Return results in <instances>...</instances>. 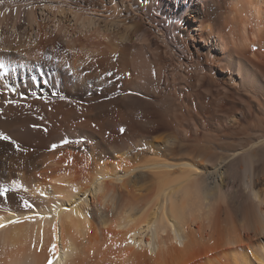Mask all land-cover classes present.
Returning a JSON list of instances; mask_svg holds the SVG:
<instances>
[{"label":"bare ground","instance_id":"1","mask_svg":"<svg viewBox=\"0 0 264 264\" xmlns=\"http://www.w3.org/2000/svg\"><path fill=\"white\" fill-rule=\"evenodd\" d=\"M2 1L0 29L2 34L9 29L10 36L0 38V133L11 139L0 140V189L10 187L0 196V223L5 224L0 228V264H264V130L253 137L250 133L245 145L226 155L214 153L218 157L194 136L191 145L188 139L184 144L165 140L164 133L157 136L173 127L178 98L175 103L171 95L159 99L161 65L154 78V66H149L153 58L142 55L159 42L153 38L157 28L155 33L146 29L144 20L161 22L166 25L159 30L162 40L167 32L173 37L174 47L168 51L180 53L179 67L194 68L190 75L198 85L207 78L200 68L203 59L211 81L223 73L238 93L263 109L264 0ZM38 10L53 19L57 13L67 21L72 16L70 27L91 45H77L81 35L74 40L62 35L67 24L52 21L55 27L48 29ZM123 12L131 17L121 18ZM114 23L122 24L118 30L127 40L116 42L119 50L107 42L106 30ZM209 40L212 44L207 45ZM203 48L207 52L199 51ZM60 50L66 55L57 63ZM116 59L121 70L114 68ZM126 70L132 76H124L126 88L121 90L118 75ZM97 84L106 85L102 96L95 92ZM92 88L94 94L86 96ZM129 89L153 92L157 98L151 106V101L126 96ZM112 91L120 95L108 98ZM147 105L162 115H156V126L138 145L134 138L142 131L141 116L150 111ZM191 110L188 117L198 121L188 126L204 127L202 113ZM236 112L219 113L225 126L239 125ZM122 126L127 128L124 135L119 133ZM245 199L249 202L243 206ZM15 219L22 222L8 223Z\"/></svg>","mask_w":264,"mask_h":264},{"label":"rangeland","instance_id":"2","mask_svg":"<svg viewBox=\"0 0 264 264\" xmlns=\"http://www.w3.org/2000/svg\"><path fill=\"white\" fill-rule=\"evenodd\" d=\"M1 2H3L2 0H0V3ZM171 2V1H170ZM3 4V3H2ZM9 4V3H8ZM48 10V9H47ZM40 13V14H39ZM59 13H57L56 14V18L55 19H53V18H51V15H48V17L46 16V14H45V12L43 13L41 10H38V16H39V20L41 21V23L42 24H44L47 28L49 27V28H51V29H53L54 27H55V24H60L61 25V27H62V25L65 27L66 26V24L67 25H69V29L68 28H63V31H62V35H67V36H69V37H71L73 40L74 39H76V37L77 36H80L81 35V33L80 32H78V31H76V32H74L73 31V29L71 28L72 26H73V22H69V20H72V16L71 17H69V20L67 21V17L66 16H64V15H61V14H59ZM58 15V16H57ZM60 16V17H59ZM121 16V18H126V17H131V16H129L127 13H125V12H123V14H121L120 15ZM44 17V18H43ZM55 22V24L53 23V22ZM144 21H146V22H144V25L143 26H145V28L146 29H151V31H153V29H154V31H153V33H155L156 32V28H157V32L155 33V35H154V37L153 38H155V41H159V42H155V46L153 45L152 46V48H150L149 46L147 47V51L145 50V51H143V53H142V55H144V56H147V57H145V58H149V59H152L153 58V60H151V62L149 61V66L152 68L153 66V68H152V71H153V74H155L154 75V78H156L157 76V68L160 66L161 67V69L163 70L164 69V67L166 68V69H164L163 71L161 70V74L163 73L164 74V78H163V75H161V77H160V80H159V84H160V82H161V84L159 85V86H157L158 87V91L160 90V95H158V97H159V99L161 100V98L163 97V98H165V96H166V98L168 97V99H170L171 98V100H173V102L175 103V101L174 100H176L177 98H178V100L176 101V103H175V105L177 106H175L174 105V103H173V105L172 106H175V107H173V112L175 113V110H176V112L178 111L179 113H180V111L182 112V113H176L177 114V116L179 115V117L180 118H176L177 116H176V114H174L173 113V115H175L174 117H175V120H174V124H173V127L171 126V127H168L167 129H164L162 132H160V133H158L157 134V136H159L160 134H162L161 136L163 137L165 134V136L164 137H166L165 138V140H171L172 141V139H174V140H176V141H178V142H180L181 143V141H185V140H187V141H183L182 143H186L187 142V145H191V144H193V142L195 141V140H193L192 138H193V136L194 137H196V139H197V141H198V143H200L201 142V144H203V145H201V144H199L201 147H205V149H206V151H208V153H210V155L211 154H220L221 153V156L222 155H226L227 153H228V151H230V150H235L234 148H240V146L242 147V145H240L242 142V144L243 145H245L244 143L245 142H248L250 139L248 138V136L251 138V135H252V137L253 136H255L256 134L255 133H253V132H258V133H260V132H262L263 130H264V126L263 127H261L262 126V124L264 123V122H262V120H260V116H262V115H264V108L263 109H261L260 107H259V105L257 104V103H254V102H252V101H249V100H247L246 99V97H245V95L243 94V93H241V92H237L236 91V89L235 88H233L232 86H231V84H229V82L227 81V80H225L224 79V76L219 72L217 75H216V80H212L211 81V79H209L210 78V75H209V72H211L210 71V67L207 65V63L205 64V62H204V60L203 59H201L200 61H202L201 62V69L205 72V74H206V77L207 78H205V79H203V80H200V85H198L197 84V81H199V80H196V78L194 77V76H191V75H194L193 74V72H194V68H190L191 70H192V72L189 70H184L181 66V68L178 66V65H180L179 64V60H178V58L177 57H179V54L180 53H176V56H174L172 53H171V51H168V49L169 48H167V47H174V45H172L171 44V42H173L172 40H173V37H172V35L169 33V32H165L166 34V41H163L162 40V36L163 35H161L160 33H159V30H160V28H166V25L165 24H161V22H151L150 20H148V19H146V20H144ZM150 21V22H149ZM150 23V24H149ZM159 23V24H158ZM153 26H152V25ZM156 24H157V26H156ZM49 25V26H48ZM147 25V26H146ZM155 25V26H154ZM160 25H164V26H160ZM71 26V27H70ZM117 26V24H111L110 25V27H109V30H106V33H107V35H109L110 36V40H108L107 39V42L108 43H114V45L115 46H117V49L119 50V46L120 45H123V44H127V40H126V37L124 36V34L122 33V32H119V28H122L123 26H122V24L120 25V26H118V27H116ZM148 27V28H147ZM155 27V28H154ZM48 28V29H49ZM117 30H116V29ZM72 29V30H71ZM2 29H0V38H1V36L3 35V37H5V35L8 37V36H10L9 35V32H10V30L8 29V31L6 32L5 31V33L4 34H2V31H1ZM54 30H56L57 31V29L55 28ZM195 32H198V30L197 31H195ZM80 33V34H79ZM121 33V34H120ZM159 33V34H158ZM119 34V35H118ZM122 35V36H121ZM160 36V37H157V36ZM170 35V36H169ZM82 36V40H80V42H78V41H76L77 42V45H79V44H81V43H86L87 41H86V39L83 37V34L81 35ZM117 36V37H116ZM124 36V37H123ZM167 36H169V38L167 37ZM24 37V39H25V36H23ZM170 37H171V39H170ZM121 38V39H120ZM123 38V39H122ZM125 38V39H124ZM157 38V39H156ZM160 38V39H159ZM120 39V40H119ZM160 40L161 41H163V42H165V46H164V43L163 42H160ZM171 40V41H170ZM64 45H67V43H68V41L66 40V39H63L62 37H61V40H60ZM66 41V42H65ZM170 41V42H169ZM92 42V41H91ZM120 43V45H117V43ZM166 42H169L170 43V46H167V44H166ZM205 44V41H202V44ZM200 44H201V42H200ZM208 44H212V41L211 40H209L208 42H207V45ZM85 47H88V46H90L91 44H88V42L86 43V44H83ZM87 45V46H86ZM157 46H158V48H160V46H161V48H162V51L163 50H167L166 52L167 53H169L170 55V58H169V56L167 55V54H165V51H163V53H161L162 51H157ZM156 47V48H155ZM165 47V48H164ZM116 49V48H115ZM116 49V50H117ZM154 49V50H153ZM207 48H203L202 50H199V51H201V52H203V53H205V52H207V50H206ZM253 49H256V47H254ZM170 50V49H169ZM59 52H61L60 54L61 55H59V59H58V62L57 63H59V62H61L60 60L62 59V58H64L65 57V55H66V53H65V51L64 50H60ZM63 52V53H62ZM154 53V54H153ZM194 53V52H193ZM62 54H64L63 56L64 57H62ZM149 54V55H148ZM151 54V55H150ZM158 54H160L159 55V57H157L158 56ZM172 54V55H171ZM148 56H150V57H148ZM173 56V57H172ZM67 57V56H66ZM175 57V58H174ZM196 56L194 55L193 56V58L194 59H196L195 58ZM158 58V59H157ZM176 58H177V60H176ZM67 59V58H66ZM148 59V60H149ZM114 61H116V63L119 61V59H116V60H114ZM178 63V64H176V62ZM163 62V63H162ZM116 63H113L114 65L116 64ZM153 63V64H152ZM170 65H169V64ZM155 64H156V66H155ZM162 64H164V67L162 66ZM168 64V65H167ZM117 65H118V63L115 65V69H117L118 70V68L121 70V68H123V65H121L120 66V64L118 65L119 67H117ZM158 65V66H157ZM173 65V66H172ZM59 65H57V66H55V67H58ZM172 66V67H171ZM38 67V66H37ZM117 67V68H116ZM163 67V68H162ZM174 67H176V70H175V68ZM173 68V69H172ZM180 68V69H179ZM113 69V68H112ZM154 69V70H153ZM114 70V69H113ZM174 70H175V73H174ZM184 70V71H183ZM25 71H26V69H25ZM127 71V72H126ZM125 72H123V74H122V72H121V76L120 75H118L119 76V78L121 77V80H120V83H121V85H123L124 84V86H121L120 84V88H119V86H118V88L119 89H123V88H126L125 87V83H123V80H126L127 78H131L130 76H132V74H131V72L132 71H129V70H126ZM169 71H171V73L169 72ZM177 71H180V73L178 72V75H177ZM188 71V72H187ZM90 72H92V70L91 71H87V72H85L86 73V75H88ZM129 72V74H131L129 77H128V73ZM185 73V75L184 74H182V73ZM187 72V73H186ZM190 72V73H189ZM208 72V73H207ZM166 74V75H165ZM173 74V75H172ZM174 74H175V76H174ZM191 74V75H190ZM208 74V75H207ZM84 75V74H83ZM85 75V76H86ZM126 75V77H125V79H124V76ZM171 75H172V78H171ZM183 75V76H182ZM188 75V76H187ZM189 75L193 78H191V77H189ZM118 76H117V82L119 81L118 80ZM170 76V77H169ZM179 76V77H178ZM187 76V77H186ZM123 77V78H122ZM168 79H167V78ZM174 77H175V81H174ZM183 77L184 78H186V79H183ZM180 78V79H179ZM123 79V80H122ZM177 79H179V80H177ZM209 79V80H208ZM186 80V81H185ZM180 81V82H179ZM183 81H185V82H183ZM168 82V83H167ZM226 82V83H225ZM174 83H176V84H174ZM183 83V84H182ZM189 83V84H188ZM215 83V84H214ZM218 83V84H217ZM168 84V85H167ZM170 84V85H169ZM172 84H173V86H172ZM226 84V85H225ZM97 85H99V84H97ZM103 85H105V84H102V85H99V86H96V87H98V88H96V90L97 89H99V87L100 86H102V87H100V89L99 90H95V92L98 94L99 92L98 91H103V90H105L106 89V85L105 86H103ZM177 85H179V87L177 86ZM192 85V86H191ZM197 85V86H196ZM202 85H203V87H202ZM222 85H223V87L224 86H226V87H222ZM168 86V87H167ZM173 87V88H170V87ZM181 86V87H180ZM186 88H185V87ZM206 86V87H205ZM230 86V87H229ZM122 87V88H121ZM198 87V88H197ZM210 87V88H209ZM161 88V89H160ZM182 88V89H181ZM190 88V89H189ZM200 88H201V90H200ZM220 88H221V90H224L223 92L220 90ZM43 89H46V88H42L41 89V91L42 92H46V90H43ZM168 89V90H167ZM228 89H230L229 91H227ZM157 90V89H156ZM165 90H166V92H165ZM170 90V91H169ZM226 90V91H225ZM57 90H54V92L55 93H57L56 92ZM134 91V92H133ZM165 93H164V92ZM172 91V94H170V92ZM178 91V92H177ZM190 93H189V92ZM209 91V92H208ZM220 91V92H219ZM14 92V91H13ZM85 92V91H84ZM99 93L98 94V96H102L103 95V93L104 92H102V93ZM113 92H114V94H113ZM125 92V94H127V93H129V94H127L126 96H137L138 98H141V99H143L144 100V102H147L148 104H149V102L151 101V106L153 105V101L157 98V96L156 95H154V93L152 92V93H150V94H148L149 92H146V91H144V90H141V91H136V90H131V89H129V90H127V91H124ZM124 92H123V94H124ZM145 92V93H144ZM168 92V93H167ZM177 92V93H176ZM184 92V93H183ZM200 92L202 93V94H200ZM208 92V93H207ZM225 92L226 93H228V96H227V94L225 95ZM234 92V93H233ZM112 94L110 95V96H108V98H110V97H113V96H119L120 95V93H118V92H116V93H118V94H116L115 93V91H112L111 92ZM158 93V92H157ZM158 93V94H159ZM174 93H175V95H174ZM192 93V94H191ZM206 93V94H205ZM233 93V94H232ZM85 94H86V96H87V94H88V96L89 97H91V95H93L94 94V89L92 88L90 91H88V92H85ZM124 94V95H125ZM164 94V95H163ZM211 94H212V96H211ZM220 94V95H219ZM170 96V98H169V96ZM172 95H174L173 96V98H172ZM196 95V96H195ZM199 95H201V96H199ZM205 95V96H204ZM239 95V96H238ZM184 96V97H183ZM199 96V97H198ZM192 97V98H191ZM194 97V98H193ZM209 97V98H208ZM237 97H239L238 99H237ZM104 98H106V99H108L107 97H104ZM104 98H102V99H104ZM229 98V99H228ZM243 98H245V100L243 99ZM105 99V100H106ZM194 101H193V100ZM199 99V100H198ZM218 99V100H217ZM242 99V100H241ZM153 100V101H152ZM209 100V101H208ZM221 100H223L222 102H221ZM230 100H233V101H231L230 102ZM235 100V101H234ZM239 100V101H238ZM178 101H180V102H178ZM236 101H237V103H236ZM244 101V102H243ZM249 102V103H246V102ZM183 102V103H182ZM200 102H202V103H200ZM217 102H220V103H217ZM232 102H235V103H232ZM181 103V104H180ZM184 103H186L185 105H184ZM202 104V105H201ZM206 104V105H205ZM222 104V105H221ZM178 105H179V107H178ZM182 105V106H181ZM196 105V106H195ZM225 105V106H224ZM232 105V106H231ZM247 106L246 108H245V106ZM150 107V105H147V107ZM171 106V107H172ZM191 106V107H190ZM214 106V107H213ZM220 106H222L221 108L222 109H219L220 108ZM235 106H237V109H236V107ZM242 106H243V108H242ZM258 108H257V107ZM147 107H146V112H148V110H152L150 113L148 112V114L144 111V113L143 114H145V115H142L141 116V118H140V124H145V125H140V131L142 132H139V134H138V136L140 137H136V139L134 138V137H129V139H131V141L133 140V138H134V143H139L138 145H141L142 143H140V142H145L144 141V138L145 139H147L148 137H149V135L151 134L150 132L152 131L151 129L152 128H154L155 126H156V124H157V122H158V118L160 119V116L162 115L160 112H158V111H155V113H153L154 112V110H156V108H153V107H150V108H152V109H150L149 107H148V109H147ZM183 107H184V109H183ZM225 107V108H224ZM227 107V108H226ZM229 107H231V108H229ZM235 107V108H234ZM251 107V108H250ZM191 108L195 111V109H196V112L197 111H200L201 113H202V116L203 117H200L201 119H203L202 121H204L205 122V126L204 127H202V128H200V129H196L195 127L194 128H192L191 126H188L190 123H189V121L192 123L191 125L193 126L194 124H195V122L197 123V119L195 118V117H190V112L189 111H192L191 110ZM202 108V109H201ZM215 108V109H214ZM216 108H218V109H216ZM240 108V109H239ZM248 108H250V114H247L246 115V117L243 115L244 114V112L248 109ZM154 109V110H153ZM181 109V110H180ZM212 109H214V110H212ZM227 109H229V110H234V111H237L235 114H236V116H237V118L239 119V125L237 124L236 125V127H235V125L234 124H229V125H227L226 124V126H225V122L224 121H222L221 120V117L219 116V113L220 114H222L223 112H225V110H227ZM236 109V110H235ZM259 109H260V111H259ZM185 110H186V112H185ZM217 110L219 111L218 113H217ZM241 112H240V111ZM243 110V111H242ZM252 111V112H251ZM258 111V112H257ZM208 112V113H207ZM255 112L259 115V116H257L256 114H255ZM157 113V114H156ZM159 113H160V115H159ZM214 113V114H213ZM217 115H216V114ZM237 113H240V114H237ZM154 114V115H153ZM182 114V115H181ZM184 114L185 115H187V121H185L186 120V117L184 116ZM188 114H190L189 115V117H188ZM255 116H253V115ZM148 115V116H147ZM151 115V116H150ZM153 115V116H152ZM156 115H157V117H156ZM159 115V116H158ZM206 117H205V116ZM209 115V116H208ZM213 115V116H212ZM251 115L253 116V117H251ZM183 116L185 117L184 118V120H182L183 119ZM219 116V117H218ZM151 117V118H150ZM212 117V118H211ZM216 117V118H215ZM258 117V118H257ZM260 117V118H259ZM150 120H149V119ZM189 118V119H188ZM192 118V119H191ZM214 118V119H213ZM245 118H247V119H245ZM251 118V119H250ZM262 118H264V116L262 117ZM261 118V119H262ZM157 119V121L155 122V120ZM176 119H178L181 123H177V120ZM181 119V120H180ZM196 119V120H195ZM213 119V120H212ZM216 119H219V121H220V123H218V121H216ZM255 119H257V122L255 121ZM143 120V122L141 123V121ZM153 120V121H152ZM193 120H195V121H193ZM241 120V121H240ZM146 121V122H145ZM151 121H152V123H151ZM178 121V122H179ZM242 121H244V123H243V126L246 124V126H244V128L242 129L241 127H242ZM248 121V122H247ZM253 121V122H252ZM256 123H255V122ZM263 121H264V119H263ZM176 122V123H175ZM183 122H184V124L185 125H183ZM189 124H188V123ZM194 122V123H193ZM203 122V123H204ZM214 122V123H213ZM222 122H224V123H222ZM247 122V123H246ZM249 122H251V123H249ZM259 122H261V125H260V123ZM149 123L151 124V125H149ZM241 123V124H240ZM258 123H259V125H258ZM178 124H180V125H178ZM219 124V125H218ZM222 126H221V125ZM256 124H257V129H253L254 127L256 128ZM147 125V126H146ZM250 125V126H249ZM252 125H253V127H252ZM264 125V124H263ZM144 126H146V127H144ZM180 126V127H179ZM181 126H184V127H181ZM195 126V125H194ZM215 126V127H214ZM220 126V127H219ZM229 126H230V128H229ZM241 126V127H240ZM259 126V127H258ZM208 127V128H207ZM223 129H222V128ZM235 127V128H234ZM240 127V128H239ZM249 127V128H248ZM261 127V128H260ZM123 128V131H119V133H120V135H124L125 133H126V130H127V128L125 127V126H122L121 128H120V130ZM146 128V129H145ZM172 128V129H171ZM184 128V129H183ZM186 128V129H185ZM189 128V129H188ZM217 128V129H216ZM233 128V129H232ZM170 129V130H169ZM195 129V130H194ZM229 129V130H228ZM239 129V130H238ZM240 129H241V131H240ZM245 129H247L248 131H246ZM260 129H263V130H260ZM199 131L198 133L197 132H195V131ZM243 130V131H242ZM258 130V131H257ZM144 131V132H143ZM184 131H187V134H186V132H184ZM206 131H209V132H206ZM234 133H233V132ZM244 131H245V133H244ZM150 134H149V133ZM122 133V134H121ZM163 133H164V135H163ZM169 133V134H168ZM196 133L198 134L197 136H196ZM241 133V134H240ZM244 133V134H243ZM250 133H252V134H250ZM257 133V134H258ZM147 134H149L148 135V137H147ZM212 134V135H211ZM225 134H226V136H225ZM247 134H249V135H247V137H246V135ZM107 135H109V131H107ZM142 135V136H141ZM144 135V136H143ZM186 135H188L189 137L188 138H186L187 136ZM235 135H238L239 137H237V136H235ZM169 136V137H168ZM186 136V137H185ZM184 137V138H183ZM241 137V138H240ZM189 138H191L192 139V141L191 140H189ZM199 138V139H198ZM228 138V139H227ZM138 139H139V141H138ZM140 139H142V141L140 140ZM195 139V138H194ZM217 139V140H216ZM238 139V140H237ZM135 140H136V142H135ZM200 140H202V141H200ZM215 140V141H214ZM230 140V141H229ZM237 140V141H236ZM244 140V141H243ZM248 140V141H247ZM82 141L83 142H85V139L83 138L82 139ZM130 141V143L132 144V145H136V144H133L132 142ZM138 141V142H137ZM220 141V142H219ZM239 141V142H238ZM190 142V143H189ZM192 142V143H191ZM128 143H129V140H128ZM238 145H237V144ZM198 145V144H197ZM212 145V146H211ZM208 146V147H207ZM236 146V147H235ZM239 146V147H238ZM211 147V148H210ZM222 147V148H221ZM216 148V149H215ZM236 148V149H237ZM210 149V150H209ZM213 149H215V150H213ZM223 149V150H222ZM228 149V150H227ZM221 150V151H220ZM225 150V151H224ZM217 151V152H216ZM224 152V153H223ZM215 154L213 155V157H218V156H220V155H218V156H215ZM212 156V155H211ZM9 191L7 192V193H9L10 192V187H6ZM6 193V194H7ZM5 194V195H6ZM248 202H249V200H248ZM248 202H247V199H245L243 202H242V205L244 206V205H247L248 204Z\"/></svg>","mask_w":264,"mask_h":264},{"label":"snow or ice","instance_id":"3","mask_svg":"<svg viewBox=\"0 0 264 264\" xmlns=\"http://www.w3.org/2000/svg\"><path fill=\"white\" fill-rule=\"evenodd\" d=\"M4 65H0V68H3ZM11 103V102H10ZM121 131H123V129H121ZM11 138L7 135H4L3 133H0V140H10ZM65 143H67V141H65ZM17 148H19V145H17ZM53 148H55V145H53ZM9 190L7 188H3L0 189V196L5 195ZM27 203V202H26ZM25 219H31V217H26ZM41 219H44V217H41ZM22 221L19 219H15V220H9L8 223H21ZM5 227V224L0 223V228ZM51 251H55V245L52 246V249H50ZM48 264H52V261L49 260Z\"/></svg>","mask_w":264,"mask_h":264}]
</instances>
